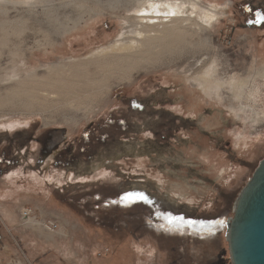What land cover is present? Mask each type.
<instances>
[{
	"label": "rangeland",
	"instance_id": "374dc122",
	"mask_svg": "<svg viewBox=\"0 0 264 264\" xmlns=\"http://www.w3.org/2000/svg\"><path fill=\"white\" fill-rule=\"evenodd\" d=\"M49 2L51 20L72 9L79 24L45 39L27 24L16 37L21 49H0V93L130 29L127 5L107 0L97 12L73 2L58 7L59 0H2L0 23ZM198 3L227 9L207 26L208 55L140 69L70 115L0 107V264H232L226 221L264 156V0ZM202 60L217 71L203 87L194 79ZM50 130L63 131L59 148L72 155L53 163L51 154L38 167L32 137ZM24 206L38 223L21 219ZM9 212L21 232L2 218ZM41 218L58 228L46 231ZM35 228L47 243L34 242Z\"/></svg>",
	"mask_w": 264,
	"mask_h": 264
},
{
	"label": "bare ground",
	"instance_id": "6f19581e",
	"mask_svg": "<svg viewBox=\"0 0 264 264\" xmlns=\"http://www.w3.org/2000/svg\"><path fill=\"white\" fill-rule=\"evenodd\" d=\"M198 1L107 0L116 7L127 5L125 10L128 15L124 17V21L130 29L120 33L108 45L93 49L86 57L72 63L52 64L40 75L29 72L23 78L14 79L11 81L12 85L0 93V107L9 106L13 110L20 109L30 113L51 110V116L70 115L74 113L73 109L86 110L97 104L100 99L103 100L112 84L128 81L140 69L156 68L183 60L187 56L208 55L210 46L207 26L217 19V12L224 14L226 7L220 11L215 7L203 8ZM59 2L58 7L67 8L73 2L97 12L102 0ZM29 7L28 10L26 8V14L21 13L13 20L1 19L0 49L8 46L12 55L21 49L18 44L22 40L16 37L26 32L24 28L29 23L32 25L29 28L35 33H42V38L45 39L51 32H65L69 21L72 22L71 29L76 28L82 18L72 17V9L69 7L71 17L63 14L64 20H51L50 2L39 12L33 10V6ZM2 12L6 18L7 11ZM44 43L47 44L46 40ZM214 72H217L216 69L209 67L208 61L202 60L196 71V74L201 75L194 79L203 87L210 83L211 73ZM215 81L218 82V79Z\"/></svg>",
	"mask_w": 264,
	"mask_h": 264
},
{
	"label": "water",
	"instance_id": "95a60500",
	"mask_svg": "<svg viewBox=\"0 0 264 264\" xmlns=\"http://www.w3.org/2000/svg\"><path fill=\"white\" fill-rule=\"evenodd\" d=\"M225 239L232 264H264V156L233 202Z\"/></svg>",
	"mask_w": 264,
	"mask_h": 264
},
{
	"label": "flooded vegetation",
	"instance_id": "af4514ba",
	"mask_svg": "<svg viewBox=\"0 0 264 264\" xmlns=\"http://www.w3.org/2000/svg\"><path fill=\"white\" fill-rule=\"evenodd\" d=\"M98 125L99 124H97V126ZM66 138H67L66 135L61 130L60 131L59 130H50V131L44 133V135L41 134L38 137H34V136L32 137L33 141L40 144L38 167H41L43 162L51 154L53 155V163H56V159L63 152L66 154H71V152H68L69 151L68 148H66V147L65 148H59V147L63 146L64 142L66 141ZM3 155H4V156H2L3 159H6L5 154H3ZM67 158H69V156ZM0 171H2V170H0Z\"/></svg>",
	"mask_w": 264,
	"mask_h": 264
},
{
	"label": "crops",
	"instance_id": "0c3cea01",
	"mask_svg": "<svg viewBox=\"0 0 264 264\" xmlns=\"http://www.w3.org/2000/svg\"><path fill=\"white\" fill-rule=\"evenodd\" d=\"M34 217L32 220L33 224H34V221L36 222V218H38V214H34ZM3 219H5L8 223V225L10 226L11 229H14V230H18L16 227V224H17V215L14 214V213H5L4 216H2ZM42 219V218H41ZM38 223V222H36ZM40 225V224H39ZM19 232H21L20 230H18ZM32 231V235H33V239H34V242L37 243V245H42V243H47L48 241V235L47 234H44L43 232H40L41 230H38V228H35L34 230H30Z\"/></svg>",
	"mask_w": 264,
	"mask_h": 264
},
{
	"label": "built area",
	"instance_id": "2783aa9c",
	"mask_svg": "<svg viewBox=\"0 0 264 264\" xmlns=\"http://www.w3.org/2000/svg\"><path fill=\"white\" fill-rule=\"evenodd\" d=\"M34 210L30 206H24L20 211V217L23 221H30L34 217ZM40 226L48 232H53L58 228L57 222L51 219H42L39 221Z\"/></svg>",
	"mask_w": 264,
	"mask_h": 264
},
{
	"label": "snow or ice",
	"instance_id": "6c2138e0",
	"mask_svg": "<svg viewBox=\"0 0 264 264\" xmlns=\"http://www.w3.org/2000/svg\"><path fill=\"white\" fill-rule=\"evenodd\" d=\"M140 199H145V197H143L142 195L139 197Z\"/></svg>",
	"mask_w": 264,
	"mask_h": 264
},
{
	"label": "trees",
	"instance_id": "16d2710c",
	"mask_svg": "<svg viewBox=\"0 0 264 264\" xmlns=\"http://www.w3.org/2000/svg\"><path fill=\"white\" fill-rule=\"evenodd\" d=\"M1 174V173H0ZM2 174H3V172H2Z\"/></svg>",
	"mask_w": 264,
	"mask_h": 264
}]
</instances>
